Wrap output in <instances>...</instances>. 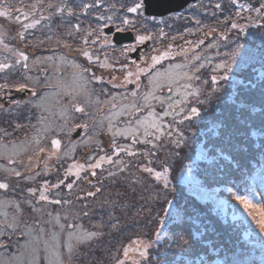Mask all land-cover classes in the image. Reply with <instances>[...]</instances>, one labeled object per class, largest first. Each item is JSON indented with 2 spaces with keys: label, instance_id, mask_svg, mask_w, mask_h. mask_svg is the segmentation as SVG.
I'll return each mask as SVG.
<instances>
[{
  "label": "trees",
  "instance_id": "trees-1",
  "mask_svg": "<svg viewBox=\"0 0 264 264\" xmlns=\"http://www.w3.org/2000/svg\"><path fill=\"white\" fill-rule=\"evenodd\" d=\"M114 1L117 0H105L104 4L88 13L82 12L81 8L86 3H92V0H65L60 6L64 7L62 15L45 5L36 10L40 23L32 30L40 31L39 34L46 41L44 54L49 53L51 59L62 65L54 53L64 52V40H76L78 51L74 53L79 54V58L64 53L67 62L55 69L60 77L67 76V72L75 74L79 71L71 66V61H81L94 67L107 80L94 83L93 100L89 103L83 101L86 109L80 119L92 116L96 126L94 130L85 131L77 140L72 138V128L58 133L56 126L41 127L36 124L35 118L21 123L5 113L0 116V165H9L21 173L19 177L10 172L5 174L3 168H0V182L9 184L8 189H0V201H5L0 205V228L5 229L4 234L0 235V264H29L32 252L31 247H26V241L31 237L20 233L27 231L26 225L36 233L43 226L46 232L40 235L47 239L53 231H59V225L53 219L57 215L61 223L65 224L60 248L64 264H117L128 245L145 240L149 243L143 249L140 264H264V239L255 232L256 225L248 223L242 216L236 217L238 213L231 207L224 210L212 208L209 203L200 204L196 195L201 187L193 194L194 189H190L184 181V174L187 173L194 175L209 189H219L222 197H230L235 191L244 198L252 196L261 211L264 210V79L260 80L256 73L250 74L244 69L240 75L241 84L235 82L233 85V97L222 90L213 95L205 84L208 78H203L204 72L199 71L196 73L199 79L180 80L178 84L170 85L173 92L169 93L166 86L162 92L157 93L165 99L171 96L173 101H185L180 106L183 112L176 108L173 115L164 118L163 135L157 133L150 138L153 141L151 144L143 143L142 137L140 143H135L130 136L113 137L108 130L109 113L116 110L112 105H127L133 99L139 101V94L147 90L144 87L148 83L147 75H144L136 98L132 97V92L137 90L132 87L127 90L130 96H123L125 93L122 91L111 93L108 78L116 83L113 77L122 74L119 67L129 62L128 54H118L117 50L121 46L114 45L107 35L110 44L105 45L102 40H97L94 45L88 46L92 53L100 57V62L94 63L80 54V49L86 46L78 44L82 42V35L98 29L89 36L91 41L96 36L106 35L104 24L122 21L119 14L124 16L125 10L120 8L116 15L115 9L110 7ZM122 3L131 6L132 0H123ZM260 3H264V0H198L178 13L163 18L155 17L154 20L144 13L140 16L127 14L133 20L127 28L134 29L135 33L151 34L154 39L148 49L156 47L158 51L160 47L171 46L178 50L192 46L193 54L199 52L200 55L208 45L207 50L213 53L220 54L222 47L226 51L223 56L232 53L238 55L242 54L240 43L236 47L237 43L232 42L231 36L224 31H240L251 25L255 17L252 9L259 7ZM217 4L221 7L217 8ZM42 8L47 12L44 17ZM69 8L75 15L69 14ZM100 15L112 19L100 20ZM77 23L81 28L79 32L73 28ZM233 23L237 27L233 28ZM66 29L73 30L72 36L65 32ZM161 31L166 35L160 36ZM213 40L217 44L210 43ZM53 47L54 51L49 52ZM114 55L121 58L113 62L114 67H101L104 62H112ZM105 57L108 59L105 60ZM194 63L195 60H185L179 55L156 65V69L163 73L170 64H188L190 70ZM196 63L194 66L197 67L202 64L201 61ZM69 69H74V73ZM28 72L29 69L18 67L0 73V76L3 81L8 78L7 84L12 86L13 80L26 78ZM187 83L192 84L190 89L186 88ZM103 85L111 100L110 107L105 106L106 109L97 113L93 110V104H98L100 98L97 94ZM51 87L45 88L32 100L36 107L51 104L52 96L58 93ZM186 91L193 95L185 98ZM196 92L200 95H195ZM113 95H116L115 100H112ZM238 103H243V107H239ZM152 104L156 113H161V104L155 101ZM191 107L199 109L197 115L191 116ZM7 108L3 107L4 110ZM163 108L167 109V104ZM186 114L191 118L185 119ZM146 115L147 109L142 113L134 112L131 116L123 115L112 122L124 128L128 121ZM57 116L53 119L54 124L66 121L62 116ZM5 133L9 136L5 137ZM54 138L61 141V146L52 167L36 173L30 172L23 160ZM196 140L200 141L198 149L193 147ZM114 144L127 147L128 151L114 155ZM8 148L18 152V156L6 154L3 149ZM145 150L150 154H146ZM129 152H135L136 155H129ZM101 156H111L113 162L109 163L105 159L100 168L89 169V165L95 164ZM74 165H84L80 169L79 179ZM146 167L164 173V177L157 178L155 171L146 172ZM91 171H95L96 175L92 176ZM66 175L64 184L58 188L52 187L64 180ZM45 181L49 189L46 193L49 196L47 201L40 200L39 193L28 199L19 194L29 184L37 186V191H42ZM69 183L73 184L71 189L66 187ZM245 187H248L246 195ZM87 193L94 195L89 196ZM55 200L61 203H53ZM16 203L20 204L22 213L16 208ZM4 213L8 214L9 223L14 216H19L18 229L14 231L3 223ZM162 229L164 232H161ZM69 231H75L82 237L87 233L96 235L90 239L74 240L73 251L69 254L65 244ZM248 233L249 241H245ZM17 245L25 252V258L19 256L22 252H17ZM40 247L43 250V241Z\"/></svg>",
  "mask_w": 264,
  "mask_h": 264
},
{
  "label": "rangeland",
  "instance_id": "rangeland-1",
  "mask_svg": "<svg viewBox=\"0 0 264 264\" xmlns=\"http://www.w3.org/2000/svg\"><path fill=\"white\" fill-rule=\"evenodd\" d=\"M11 1L14 7L23 8L22 5L23 2L21 0H9L10 4ZM33 1H35L34 3L38 2V0H33ZM64 1L65 0H42L40 6L45 5L48 7V5L51 4L52 5L51 8L57 10V7H60L64 3ZM122 2L123 0H117L116 2L114 1V4L116 5L114 11L116 15L119 14L121 8L120 5ZM23 10L26 9L23 8ZM248 11H250V9H248ZM41 13L43 14V17L47 15V12H45L43 8L41 9ZM253 15L255 17L251 25L243 27L240 31H237L236 29H233V31H224L231 36L232 42L237 43L236 47H238V43H240L239 50L241 51L242 54L234 55L235 53H232L223 56L222 54L226 53L225 49L221 47L220 54L213 53L212 51L207 50L209 48V46L207 45L203 49L202 53H200V55L201 54L203 55L200 56L199 52L196 53V55L193 54L192 46H188L187 48L182 47L178 50L172 49L169 46H163L160 47L158 51L160 52L168 51L169 55L165 60H162L161 62L177 58V56L179 55H182L183 59L190 60L193 62L195 60V57L199 56L200 60H195L194 65L197 64L196 63L197 61H201L202 64L204 65V67L201 68L200 71H203L205 74L203 78L205 77L208 78L205 84L208 87L209 92L215 95L222 90L228 92V94L231 97H233L232 92L235 90V86L233 85L235 84V82H237V85L238 83L241 84L242 81L240 79V75L242 74L241 72L244 69H246L250 74L251 72L252 74L256 73L258 79L260 80L264 79V33H263L264 25L262 24L264 23V9L261 10V15H258L255 11L253 12ZM14 16L12 18L0 17V38H2V40H0V62H10L13 65H15V61H16V57L13 55L12 52L7 51L4 45H7L9 48H11L13 52L24 51L29 56V60L27 61L29 67L27 69H24L21 65H16L14 69L21 67V69L24 70L29 69V72L25 74L26 78L22 77L23 79L13 80V85L26 83L28 85L27 89L31 90V93L25 99L15 100L19 102L18 104L12 102L6 110L0 108V116L3 113H5V115L7 116L10 115L17 122H21V123L25 122L24 120L29 121L30 119L35 118L36 124H38L41 127L45 126L47 128L50 125L56 126L55 128H57L58 133H61L65 130H70V128H72L71 135L77 129L76 125L87 124L88 125L87 129L80 127L82 129V134L80 135V137L84 135L85 131L94 130L96 126L95 124L96 122L95 120H93V117L85 116L83 119H80L85 112L81 113L75 111L72 105L78 104L86 109L84 105L85 103L83 101L89 103L90 100L91 101L93 100V94L95 89L94 83L99 82V80H93L91 83H86L84 81H80L78 77L75 76V74H69L68 72H67V76L60 77L57 74V72H55V69L58 66L64 65V63L61 65L60 62L57 63L55 59H51L49 53L44 54L47 46H45L46 41H44L41 37V34H39L40 31H33L32 29H29L26 32H24V38H21L18 35L20 31H23L22 24L29 23L32 20L37 19L38 14L32 13L29 17V20L27 21L23 20V17H21L20 22H17L14 19ZM119 17L121 18V20L123 19V16L121 14H119ZM119 22L117 23L108 22L104 24V26L108 24H113L116 28L119 27L122 28L123 30L130 29L127 28L128 25H123L122 21ZM131 30L134 31V29L132 28ZM72 31H73L72 29L65 30V32L68 33ZM135 35H136V40H135L136 44L140 43L137 37L143 34L135 33ZM210 43L217 44V41L213 40ZM76 44H77L76 40L72 38L68 40H64V45L62 46L64 52L57 51L54 53L55 56H57L60 59L61 57L65 56L64 53H69L70 56L76 55V57L79 58L77 56L79 54L74 53L78 51ZM78 45L82 46L84 44L83 42H81ZM131 47L132 45H123L117 50V52L118 54L127 53L129 56L128 52L131 49ZM54 49L55 48L53 47L49 52L54 51ZM126 49L128 50L126 51ZM153 49H156V47L148 49L138 61L133 60L129 57L130 58L129 62L122 64V65H127L128 67L127 69L123 70L124 73L122 71L121 75L115 77L116 83L113 82L110 83L111 93L122 91L125 93L123 96H130L127 93V90L129 88L132 87L133 89L137 90L136 87L137 81L135 80V75L130 78L133 81L132 83L126 82L124 80V77L127 74L128 70L132 71L134 74H139L140 80L138 81V83L141 85V83L144 80L145 73H139V68H148L149 65H151V61L147 59V57L151 55H158L157 54L158 51L154 52ZM67 57L70 58L69 56ZM112 58H113L112 62H104L103 64L115 65L113 64V62L120 61L121 59L117 55H114ZM77 64L81 65L82 68L90 69L89 72L85 73L86 77L90 78L92 73H95L96 76H102L99 75L98 71H96L95 68L92 66L86 65L81 61L77 62ZM221 64L225 65V67H218V65ZM119 68L121 69V67ZM69 71L71 73H74V69H69ZM213 76L216 77L215 81L212 80ZM28 77H31V79L30 80L27 79ZM4 80L5 81H3V77L0 76L1 84L8 83L7 81L8 78H5ZM106 80L107 79L104 77L103 81ZM109 81H111V78H108L107 82L109 83ZM118 84H122L125 86L116 87L115 85ZM51 85L54 87V91L56 90L58 92L56 95L52 96L53 98L49 102L51 104L49 106L46 105L44 107H36V103L33 102L32 100L36 99V97L40 94V92H43L45 88L52 89ZM82 85H83V90H82ZM11 88H15V87H12L11 85L8 84V88L5 89V91H8ZM140 88L137 90L138 92L140 91ZM32 89H35V93H36L35 95H33ZM60 91L62 93H60ZM2 94L3 92L0 91V95ZM73 96H75V99H73ZM97 97L100 99L98 100V104H93L94 111L98 113L106 109L105 106L110 107L111 100L108 98V92L106 90L105 85H103V87L99 90ZM67 106H70V108H68ZM238 106L243 107V103H238ZM58 114L62 116L64 119H66V121H62L60 123L54 124L53 119ZM4 136L8 137L9 135H4ZM54 139H58V138H54ZM193 147L195 149L200 148V141L199 140L194 141ZM41 149H43V151L39 150L36 153H31L23 160V162L29 166L30 172L36 173L38 170L40 171L48 170L52 167V163L56 159V154L58 149L54 148L51 142L43 146ZM3 150H5L6 154H9L13 157L18 156V152H14L11 148L3 149ZM6 167L10 168L9 165H7ZM51 172L52 171H48V173ZM8 173L9 172L5 171V174ZM184 176H185L184 181L187 182L188 187L190 189H194L193 194H195L196 191L201 187V191L196 195L200 204L209 203V205H211L212 208H218L224 210H227L229 207L233 208L238 213L236 217L242 216L246 219V221H248V223L255 224L256 225L255 232L259 233L260 236L264 239V227L261 226V223H258V221L264 222V215H263L264 210L261 211L258 205L254 202L256 200L252 196H245L246 203L242 202L241 200H238L237 199L238 196L235 195L234 192L232 194V191H231L232 195L230 197L225 198L221 196V194L219 193V189H214L212 187L209 189V187L205 186L194 175L185 173ZM163 177H164V173H162V176L160 178ZM248 187L243 188L245 195L248 192L247 189ZM30 188H35L37 190L39 189L37 186H33V184L24 186L23 189L19 191V194L22 196V198L28 199L29 197H35L37 196V193L41 191L39 190L34 194L29 191ZM256 189H258V187ZM226 191L228 192L229 190L227 189ZM161 232H164L163 229L161 230ZM249 234L250 233L246 235L245 241H249L247 237ZM148 243L149 242L145 240V241H140V243L137 244L132 243V245L131 244L128 245L125 249L131 248L132 251L128 253V257L124 256V251H123L119 261L121 260L124 261V264H140L143 249L146 248ZM136 249H139V251H137ZM18 251L22 252L19 245H17V252ZM23 253L25 252L23 251L19 256L24 257Z\"/></svg>",
  "mask_w": 264,
  "mask_h": 264
},
{
  "label": "snow or ice",
  "instance_id": "snow-or-ice-1",
  "mask_svg": "<svg viewBox=\"0 0 264 264\" xmlns=\"http://www.w3.org/2000/svg\"><path fill=\"white\" fill-rule=\"evenodd\" d=\"M42 3V0H38L37 3L32 4L31 7V13L26 12L23 10L22 7H14L9 3V0H0V17L4 18H12L14 16V13H19L18 15L14 16V19L17 22L21 21V17H23V20L27 21L29 20V17L32 13H35L36 9L40 6ZM105 3V0H92V3H86L82 6L81 11L84 13H88L89 10L97 8V6L102 5ZM48 7H52L51 4L48 5ZM111 8L115 9L116 5L111 4ZM120 7L125 10V15L123 16L122 19V24L123 25H130L133 23V20L129 19V16L127 14H136L137 16H140L143 13L144 10V0H132L131 6H127L124 3H121ZM217 8H220V4L216 5ZM251 8V5L248 6ZM264 9V3H260L259 7H256L252 9L255 11L258 15H261V10ZM57 12L59 14L64 13V7H57ZM68 12L70 15H75V13L72 12V9L69 8ZM100 20H111L112 17L110 16H105V15H100L98 17ZM151 19H155V17H152ZM40 23L39 19H34L29 23H23L22 24V29L23 31H20L18 35L21 38H24V32H26L29 29H33ZM107 26V25H105ZM233 28L237 27L235 23L231 25ZM73 28L79 32L81 31L80 24L77 23L73 26ZM95 31L93 30L92 32H88V35H82L80 37L81 41L83 44L86 46L84 48L80 49V54L86 57L89 61H92L94 63L100 62V57L96 56L94 53H92L89 50L90 45H94L97 40H102L105 45L110 44V40L108 39L107 35H102V36H96V39L89 40V36L93 35ZM117 32L123 31L122 28H117ZM115 33H113L114 35ZM69 36H72V32L68 33ZM166 35L163 31L160 32V36ZM138 41L140 43H143L145 41H149L154 39V37L151 34H143L139 35L137 37ZM173 39H175L173 37ZM2 40V38H0ZM200 43H203V41H200ZM5 49L9 52H12L13 55L16 57L15 65H13L10 62H0V73L6 72L9 69H14L16 65H21L24 69H27L29 67L27 61L29 60V56L24 52V51H15L11 48H9L7 45H4ZM171 47V46H169ZM128 49H126L127 51ZM134 50V49H132ZM153 51H157L156 49H153ZM169 53L168 51H164L159 53L158 55H151L148 56L147 59L151 61V65H149L148 68H139V73H145L148 78V83L147 85H144V87L147 89L145 92L142 94H139L138 91H133L132 92V97L136 98L139 94V101L133 99L129 101L127 105H112L115 111L109 113V124H108V130L112 132L113 137L116 136H130L132 140L135 143H140L141 142V137L143 138V143L145 144H151L153 141L150 138H153L156 136L157 133H160L163 135L165 133V121L164 118L170 115H173V111L176 108H179L181 112L184 111L183 107H180L181 105L184 104V100H175L173 101L171 96H168L167 99L163 98L162 95H157L158 92H162L164 87H168V92L171 93L174 91V89L170 85H176L178 84V81L180 80H185V81H192L194 79H199V76L196 75L200 71L201 68L204 67L203 64H200L198 67L197 66H192V68L189 70V65L188 64H175L172 65L170 64L168 68L161 73L158 69H156V65H159L162 60H165L168 57ZM7 59V58H5ZM105 60L108 58L105 57ZM195 60H200L199 56L195 57ZM61 63H66V59L64 57L60 58ZM135 63V62H133ZM71 64L74 68L78 69L75 73V76L79 78L80 81H84L86 83H91L93 80H99L103 82L104 77L103 76H96L95 73H92L91 77H86L84 73H87L90 71L89 68H82L81 65L77 64L75 61H71ZM101 67H114V65H108V64H101ZM127 65H121V70L127 69ZM218 67H225V65L221 64L218 65ZM135 75V80L137 81V90L141 87V85L138 83L140 80L139 74H134L132 71L128 70L127 74L124 77V80L128 83H132L133 81L130 79ZM27 79H31V77H28ZM216 77L213 76L212 80L215 81ZM113 80H115V77H113ZM166 81V83H165ZM109 83H112V81H109ZM116 87H124L125 85L118 84L115 85ZM12 87H15L17 91H24L28 88V85L26 83H20V84H15L12 85ZM192 84L187 83L186 88H191ZM8 88V84H2L0 85V91L3 92L4 96L10 95V91H5V89ZM82 90H83V85H82ZM33 95H35V89H32ZM116 95H121L117 93ZM116 95L112 96V100L116 99ZM193 95L192 92L186 91L185 92V98L187 96ZM195 95L199 96L200 93L196 92ZM127 98V97H123ZM73 99H75V96H73ZM155 101L162 106V111L161 113H156L155 108L153 107L152 102ZM107 102V101H106ZM142 102V103H141ZM13 103H19L18 101H13ZM167 104V109L163 108V105ZM75 111L84 113L85 108L81 105H72ZM0 108H3V105L0 104ZM145 109H147V115L143 116V118L137 117L135 121H128L126 126L124 128L117 127L112 121L114 119H119V117L123 115H129L131 116L134 112L135 113H142ZM199 112V109L197 107H191L190 108V113L191 116L197 115ZM185 119H190L191 117L189 115H185ZM77 128L83 127L87 129L88 125H76ZM168 127H171V125H168ZM150 129L154 131H150ZM170 135V133H168ZM7 135V133H5ZM51 144L53 145L54 148L59 149L61 146V141L59 139H53L51 141ZM43 151V149H40ZM74 151V148H73ZM122 151H128L127 147H120L118 145L114 144V155H118ZM146 154H150L148 150H145ZM54 154V153H53ZM67 154V153H66ZM129 155L135 156V152H129ZM107 159L109 163H112V158L111 156H101L99 160L93 164L89 165V169H95V168H100L102 166V162ZM74 167L77 168L76 171V177L77 179L80 178V169L84 168V165H74ZM0 168H3L4 171L10 172L16 176H21V173L16 171L14 168H7L4 165H0ZM145 171L148 173H153L155 170L153 168L146 167ZM91 175L95 176L96 173L95 171H91ZM112 175V173H110ZM155 176L157 178H160L162 176L161 172L155 171ZM28 179H32V177H28ZM67 179V175L65 176L64 180H60L57 184L52 185V187L58 188L60 185L65 183V180ZM48 182L45 181L44 185L42 186L43 190L39 192V199L42 201H47L49 199V196L46 194L49 189H48ZM67 188L71 189L73 187L72 183H69L66 185ZM9 184L6 182H0V189H8ZM30 192L36 193L37 189L35 188H30ZM87 195L91 196L94 195V193H87ZM238 200H241L242 202L246 203V198L244 197H237ZM5 201H0V205H3ZM27 203H31V201H27ZM53 203L60 204V200H55ZM16 208L20 209L21 213L23 212V209H21L20 204L16 203ZM5 219L3 221L4 224H6L8 227L12 228L14 231L19 228V216H14L13 220L11 223H9L7 216V213H4ZM55 220V223L59 225V231H53L51 235L47 238L44 239L40 234L45 233L46 229L41 226L39 228V232L36 233L34 230L26 225L27 231L21 232L20 235L25 236V237H31L30 240L26 241V247H31V252H32V258L29 261V264H64L63 259H62V254L60 251L61 248V234L65 230V224L61 223L59 215L53 218ZM36 223H39L36 221ZM258 223H261V226L264 227V222L258 221ZM5 229L0 228V235L4 234ZM96 235V233H87L85 236H79L75 231H69L67 233V240L65 241V244L67 246L68 253L71 254L73 251V241H81L82 239H90L92 236ZM41 241H43V250H41ZM35 244L36 246H32ZM2 246V245H0ZM139 251V249H136ZM132 251L131 248L125 249L124 250V256L128 257V253ZM117 264H124V261H118Z\"/></svg>",
  "mask_w": 264,
  "mask_h": 264
},
{
  "label": "water",
  "instance_id": "water-1",
  "mask_svg": "<svg viewBox=\"0 0 264 264\" xmlns=\"http://www.w3.org/2000/svg\"><path fill=\"white\" fill-rule=\"evenodd\" d=\"M195 1L196 0H144V13L148 16L161 17L172 12H178L191 2ZM104 31L106 32V34H112V39L115 44L134 41V33L131 30L117 32L115 31V27L113 25H110L105 27ZM113 33L115 34L113 35ZM148 45L149 41L136 47V49L130 54L131 57L139 59L141 50L147 49ZM26 93H29V90L22 92L21 96H25ZM80 133L81 128H78L74 133L73 138H77Z\"/></svg>",
  "mask_w": 264,
  "mask_h": 264
}]
</instances>
